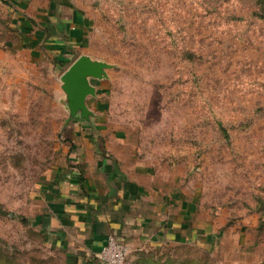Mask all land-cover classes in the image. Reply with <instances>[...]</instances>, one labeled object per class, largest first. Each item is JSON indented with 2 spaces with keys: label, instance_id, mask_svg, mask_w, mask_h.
Here are the masks:
<instances>
[{
  "label": "rangeland",
  "instance_id": "obj_1",
  "mask_svg": "<svg viewBox=\"0 0 264 264\" xmlns=\"http://www.w3.org/2000/svg\"><path fill=\"white\" fill-rule=\"evenodd\" d=\"M57 1L55 16L79 26L46 19L50 0H19L36 19L32 54L30 28L0 48V264L49 263L38 186L64 147L59 78L80 54L110 66L103 126L184 173L218 229L199 244L141 246L124 264L264 263V0Z\"/></svg>",
  "mask_w": 264,
  "mask_h": 264
},
{
  "label": "crops",
  "instance_id": "obj_2",
  "mask_svg": "<svg viewBox=\"0 0 264 264\" xmlns=\"http://www.w3.org/2000/svg\"><path fill=\"white\" fill-rule=\"evenodd\" d=\"M20 8L19 0H0V28L14 39L0 34V48L22 41V31L30 28L23 42L32 54L35 30L27 19H36L25 18ZM45 18L63 21L54 11ZM108 81H91L96 97H88L86 106L94 115L92 125L75 120L64 127L63 150L38 186L35 221L48 264H103L99 251L108 235L130 251L199 244L218 235L212 221L199 216L197 194L183 190L184 173L168 172L146 156L126 130L103 126L106 103L100 92Z\"/></svg>",
  "mask_w": 264,
  "mask_h": 264
},
{
  "label": "water",
  "instance_id": "obj_3",
  "mask_svg": "<svg viewBox=\"0 0 264 264\" xmlns=\"http://www.w3.org/2000/svg\"><path fill=\"white\" fill-rule=\"evenodd\" d=\"M109 68V65L99 60L80 55L60 75V88L67 112L65 126L75 120L92 125L94 115L86 106L88 97H96V89L91 81L107 80Z\"/></svg>",
  "mask_w": 264,
  "mask_h": 264
},
{
  "label": "built area",
  "instance_id": "obj_4",
  "mask_svg": "<svg viewBox=\"0 0 264 264\" xmlns=\"http://www.w3.org/2000/svg\"><path fill=\"white\" fill-rule=\"evenodd\" d=\"M130 248L115 236L108 235L99 251V258L103 264H124Z\"/></svg>",
  "mask_w": 264,
  "mask_h": 264
},
{
  "label": "trees",
  "instance_id": "obj_5",
  "mask_svg": "<svg viewBox=\"0 0 264 264\" xmlns=\"http://www.w3.org/2000/svg\"><path fill=\"white\" fill-rule=\"evenodd\" d=\"M62 3H64V4H68L67 2H66V0H64ZM56 4H60V2L58 3V1L57 0H50V4H49V7H48V9L50 10V11H52L53 9L55 10L56 9V7H55V5ZM69 8H71V5H67ZM74 17H75V15L73 16V14H72V18L70 19V20H65V19H62L64 22H70L71 24H73V27H77V26H79L77 23L78 22H76L75 21V19H74ZM62 21V22H63ZM58 42V41H57ZM54 50H56V52H59V53H61V54H63V55H67V54H70V52H67L66 51V48L65 47H59L58 49H54ZM60 57L59 56H57V58L55 59V62H56V64H58L59 65V67H62V66H64L65 64H66V61L67 60H65V59H59Z\"/></svg>",
  "mask_w": 264,
  "mask_h": 264
}]
</instances>
